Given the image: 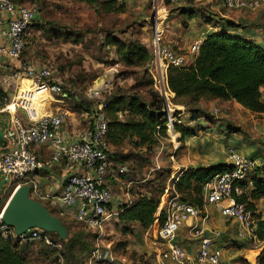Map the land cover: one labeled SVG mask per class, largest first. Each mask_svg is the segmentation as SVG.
<instances>
[{"label":"built area","instance_id":"2783aa9c","mask_svg":"<svg viewBox=\"0 0 264 264\" xmlns=\"http://www.w3.org/2000/svg\"><path fill=\"white\" fill-rule=\"evenodd\" d=\"M165 1L169 5H178L184 0ZM158 2L159 0H152L151 3V59L147 70L155 91L163 99V120L169 132L172 131L174 123H180L181 112L170 107L166 69L169 65L184 66L193 63L198 57L202 40L192 41L185 53L175 52L166 46L162 40L166 32L167 11ZM221 3L228 10H254L259 5H264V0H221ZM161 9L164 13L160 12ZM0 16L6 22V28L0 30V37L7 40L6 46H0V55L17 62L7 76H0V116L5 125L2 130L5 145L0 147V180H6L2 190L12 187L13 193L19 186L28 185L29 196L34 200L43 204L57 203L62 209L60 216H70L91 236L92 251L86 264H116L112 246L105 240L107 226L118 218L120 207H117L106 185L112 163L107 153L109 144L106 140L107 121L103 100L89 108V113L86 114L89 121L85 128L74 138L66 137L64 129L68 112L59 110L53 114H39L38 105L44 106V100L38 102V98H35V94L40 93L47 94V99L56 96L58 101L63 102L67 95L63 92L62 82L54 78L49 66H33L20 58L25 38L29 35L30 24L36 16V9L13 0H0ZM23 79L29 82L27 89L21 88ZM13 89L16 90V95L10 98L9 93ZM93 95L96 94L91 93L88 96ZM38 147L49 150L46 160L36 153L35 148ZM225 161L224 170L203 185L201 209L180 200L173 185L162 194L159 208L164 219L158 225L151 243L157 249L161 260L171 264H226L220 250L213 243L220 237L219 232L207 235L194 222L198 218H209L204 211L207 206L216 207L223 217L238 222L246 231L250 242L254 243L256 240L254 215L246 208L245 203L237 202L235 196L247 194V190H251L257 180L264 183V168L256 160L240 154L233 147L226 148ZM59 164L72 171L61 176L59 192L44 191L36 180L37 174L47 165ZM125 172L126 166H120L113 174ZM131 183L128 182L126 187ZM240 184H244V187ZM5 204L0 207L1 238L18 240L20 243L40 241L48 248L58 252L61 250L60 242L39 229H31L17 236L13 228L7 227L2 221ZM189 219L193 221L189 227L199 241L193 258H189L175 242L177 231ZM57 261L59 264L63 262L59 253Z\"/></svg>","mask_w":264,"mask_h":264},{"label":"trees","instance_id":"16d2710c","mask_svg":"<svg viewBox=\"0 0 264 264\" xmlns=\"http://www.w3.org/2000/svg\"><path fill=\"white\" fill-rule=\"evenodd\" d=\"M78 1L93 6L97 12L104 14L123 13L125 8L123 3L116 0ZM234 27L232 22L225 21V25L219 31L205 36L200 45L198 57L193 63L184 66L169 65L166 69L167 88L173 93L171 101L184 107L190 121H196L199 117L209 118L200 103L214 99L234 101L250 112L264 114V48L229 33L228 30ZM103 41L114 49L115 63H120L127 69L120 72V76L132 75L137 88L144 86L148 89L147 99L142 98L137 91H115L104 98L103 110L107 121L106 140L113 148L128 142L135 147L151 150L158 145V138H165L167 134L163 120V99L151 88L153 81L147 70L151 59L150 52L138 40L118 39L111 32L105 33ZM78 106L85 112L89 111L88 106H83L81 103ZM173 129L181 138L193 133L189 127L177 123L173 124ZM131 157L118 152L108 155L110 161H114L111 162L115 167L125 166L123 163ZM225 166V164H218L185 171L172 182L173 190L180 200L201 209L203 185L212 176L224 170ZM122 181L126 185L132 182L128 179ZM131 184L128 192L136 193V195L128 203L121 205L118 213V221L124 228L123 234L129 232V226L133 223L145 229L154 223L161 224L164 219L159 208L158 196L154 195L153 191L147 188L148 186L143 188V192L133 193ZM240 186L244 187V184ZM259 198H264V183L260 180L254 182L248 196L247 194L235 196V200L245 203L246 208L252 213L255 210L254 203L248 199ZM49 212L52 214L50 210ZM60 219L64 223L63 219ZM65 226L69 232V237L65 241L59 240L55 234L48 233L61 243L62 248L58 252L46 247L50 249L45 252L46 257L53 255L52 261L56 263L59 253L63 261L85 264L92 251L91 236L88 232L71 231L67 225ZM258 226L260 230L257 236L264 241V222H260ZM34 242L20 243L18 240L12 241L9 238L0 237V264H28V249ZM36 242L43 244L40 241ZM256 261L257 264H264V248Z\"/></svg>","mask_w":264,"mask_h":264},{"label":"rangeland","instance_id":"374dc122","mask_svg":"<svg viewBox=\"0 0 264 264\" xmlns=\"http://www.w3.org/2000/svg\"><path fill=\"white\" fill-rule=\"evenodd\" d=\"M116 1L124 4L123 13L104 14L97 12L95 7L78 0H28L23 4L27 7L35 8L36 16L30 24L29 35L25 38V46L20 58L33 66H49L54 78L62 82L63 92L67 95V98L62 102L61 109L74 113L72 117L69 115L66 117L65 125H67V122L74 120V122H80L84 129L86 124L84 113L87 114L89 112H85L78 104L81 103L83 106L90 108L97 101L104 100L106 96L115 91H137L142 98H148V89L144 86L137 88L134 85V76H120V72L127 69L120 63H115L116 55L114 49L104 43L103 37L105 33L111 32L118 39H136L150 49L151 30L149 20L152 16L151 0ZM165 4L168 5L167 14L177 10L175 5ZM169 21L176 23V34L185 28L177 26L178 20L173 22V18H170L167 22ZM170 34H167L164 41L169 42ZM176 34L172 32V36H176ZM151 88L155 90L154 86ZM89 91L98 92L93 97H89ZM9 94L10 98L14 97L16 90H11ZM35 96V98H38V102L44 100V105L47 104V101L57 99L56 96L47 99V94L40 95V93L35 94ZM170 103L172 110L181 112L180 125L190 127L194 124L193 121H190L189 114L185 112L183 106L174 104L171 99ZM52 104L51 108L57 105L56 103ZM38 106V113L45 112L46 108L43 107V104ZM238 116L240 115L236 114L230 118L231 122L229 123L232 127L234 126V130L237 128ZM213 124L216 136L218 134V131H216L218 126L215 123ZM227 129L228 127L224 126L223 131ZM166 134L167 137L159 139L158 145L151 150H147L145 147H135L128 142L117 148L109 146L108 155L112 152H118L125 156H132L123 163L127 168V172L121 177L134 182L131 187L133 193L140 192V190L144 191L143 188L148 186L147 188L153 191L160 201L164 191L168 190L170 184L174 181L170 175L175 170L174 167L179 159L177 153L180 148L177 149L176 147L179 134L174 129L169 132L166 130ZM111 161L114 162L113 160ZM112 170L114 172L115 168H112L110 173H108L106 185L116 200L117 207H120L128 202L127 196H125V192H127L126 183L122 180L117 182L111 179ZM173 178H176V176ZM11 194L12 187L2 190L0 207L8 201ZM63 221L71 231H85L73 219H63ZM115 221L116 219L111 222V229H107L105 233L108 234L112 230L113 234L108 238L105 235V240L108 241L109 239V241L113 242L116 253H125L124 246L126 242L120 241V235L123 236L124 228L120 222L115 223ZM135 230L136 228L131 230V227L129 229L131 232ZM48 250L50 249H47L44 244L36 241L30 244L28 264H59L58 261L56 263L52 261L53 255L46 257L45 252ZM131 257L134 259L133 254H131ZM62 264L78 263L64 260Z\"/></svg>","mask_w":264,"mask_h":264},{"label":"crops","instance_id":"0c3cea01","mask_svg":"<svg viewBox=\"0 0 264 264\" xmlns=\"http://www.w3.org/2000/svg\"><path fill=\"white\" fill-rule=\"evenodd\" d=\"M13 1L18 4H25L28 0ZM164 1L159 0L158 5L167 9L168 5ZM175 8L177 9L176 11L169 12L166 15L165 27L167 32L164 34L165 36H163L162 40L166 46L175 52L185 53L192 41L197 39L203 41L207 34L219 31L225 25V21H230L235 25L234 28L228 30L229 33L264 48V5H259L254 10L236 11L224 8L221 0H184L180 4L175 5ZM160 12L164 13L162 9ZM170 18H173V22L178 20L179 23L177 26L185 28L176 34V23L167 22ZM5 23V19L0 16V30L6 28ZM172 32L176 36H172ZM168 33H171V38L169 37V42H166L164 38L166 39ZM6 45L7 40L0 37V46ZM148 50L150 52V49ZM16 63L15 60L0 55V76H7V73L13 69ZM27 87L28 82H22L21 88L27 89ZM96 92L98 91H89V94H96ZM169 94V99H172L173 93L169 92ZM52 103H56L57 105L51 108ZM200 106L205 108V112L209 118H197L196 121H193V125L188 126L193 130V133L183 138L179 135L177 138L176 147L177 149L180 148L177 153L179 159L174 167L175 170L170 175L172 179H175L173 177H178L185 171L193 170L197 167H210L218 164L226 165L225 151L227 147H233L240 154L256 160L264 168V114L250 112L234 101L206 100L202 101ZM43 107L46 108L45 112L39 114H53L59 110H63L61 109L62 102L57 99L47 101V104ZM67 112L70 117L74 115L73 112ZM236 114L240 116L237 118V128L234 130V126L232 127L229 122H231L230 118ZM84 115L86 126L89 119L85 113ZM18 116L21 117L20 113H18ZM2 119V116H0V123L4 124V120ZM213 123L218 126L216 130L218 134L216 136L214 134ZM224 126L228 127L225 131H223ZM82 127L83 125L80 122H74V120L67 122L64 129L66 137L74 138L77 133L83 130ZM232 128L234 131L231 130ZM35 151L44 160L49 156V150L45 147L35 148ZM119 167V165L115 167L112 164V168H115L114 171ZM76 169L77 167L74 168V171ZM71 171L72 169L65 167L63 164L47 165L37 174L36 180L44 191L59 192L61 190V176ZM110 177L117 182L125 180L119 174H112ZM129 189L128 186L126 189L127 192H125L128 202L136 195V193L130 194L128 192ZM249 191L247 190V196ZM248 200L254 203L255 209L253 212L256 226V240L254 243L249 241L246 231L238 222L223 217L214 206H207L204 209L208 213L209 218L206 220L198 218L194 221L199 227L204 229L207 235H211L213 232H219L220 237L213 243L220 250L221 257L226 264H257V256L264 248L263 241L257 236V232L260 230L258 224L264 222V198ZM44 205L53 215L60 216L59 212L62 209L57 203L47 202ZM60 218L65 220L72 219L68 215L66 217L60 216ZM116 222L119 223L118 218ZM192 222L191 219L187 220L179 228L175 236V242L182 247L189 258L195 256L199 244L198 237L193 234V231L189 227L192 225ZM111 224L110 222L107 229H111ZM130 227L131 230L132 228H136V230L134 232L129 231L126 234L122 232L123 236L120 235V241L126 242L124 246L125 253H116L113 242L111 240L109 241V239L106 241L111 244L113 252L115 251L116 264H119V262L120 264H171L161 260L157 254V249L151 245L152 240L156 236L157 223L145 229L141 228L137 223L131 224ZM112 234L113 232L111 230L106 234V237L108 238ZM131 254L134 255V259L131 257Z\"/></svg>","mask_w":264,"mask_h":264},{"label":"water","instance_id":"95a60500","mask_svg":"<svg viewBox=\"0 0 264 264\" xmlns=\"http://www.w3.org/2000/svg\"><path fill=\"white\" fill-rule=\"evenodd\" d=\"M0 124V147L5 145L3 129ZM5 179L0 180V195ZM3 223L13 228L17 236L29 232L31 229H39L43 232L52 233L61 241L67 240L69 232L60 217L49 212L46 206L29 196V186H19L9 197L2 213Z\"/></svg>","mask_w":264,"mask_h":264},{"label":"bare ground","instance_id":"6f19581e","mask_svg":"<svg viewBox=\"0 0 264 264\" xmlns=\"http://www.w3.org/2000/svg\"><path fill=\"white\" fill-rule=\"evenodd\" d=\"M22 82H28V80H26V79H23V80H22ZM28 83H29V82H28ZM36 94H38V93H36Z\"/></svg>","mask_w":264,"mask_h":264}]
</instances>
